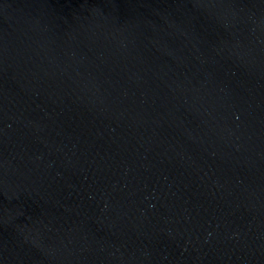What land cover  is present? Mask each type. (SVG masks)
Segmentation results:
<instances>
[{"label": "water", "instance_id": "95a60500", "mask_svg": "<svg viewBox=\"0 0 264 264\" xmlns=\"http://www.w3.org/2000/svg\"><path fill=\"white\" fill-rule=\"evenodd\" d=\"M0 264H264V0H0Z\"/></svg>", "mask_w": 264, "mask_h": 264}]
</instances>
